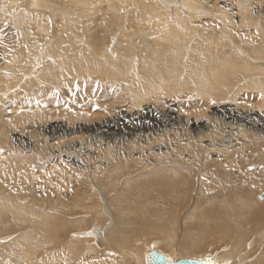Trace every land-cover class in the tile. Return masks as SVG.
I'll list each match as a JSON object with an SVG mask.
<instances>
[{"label":"rangeland","instance_id":"obj_1","mask_svg":"<svg viewBox=\"0 0 264 264\" xmlns=\"http://www.w3.org/2000/svg\"><path fill=\"white\" fill-rule=\"evenodd\" d=\"M249 43L246 46L253 45ZM232 53L235 52L226 54ZM252 77L243 80L250 81ZM60 78L49 82L48 88L53 91L63 86ZM76 83L77 86L70 83L66 87L67 94L61 99L66 104L89 103L94 95L77 93L85 86L80 81ZM257 83L261 86L251 83L253 86L243 88L234 100L213 103L206 109L193 108V99L188 98L185 89L132 101L127 96L119 98L121 90L107 85L109 92L101 95L100 87L99 96L95 97L100 104L97 112L93 107L90 113L79 114L44 106L45 115L35 120L39 125L32 132L26 130L27 121L15 124V119L6 120V109L0 113V231H13L20 225L8 211H13L11 203L21 204L23 199L26 203L21 205L30 210L28 197L31 203L35 202L33 208L40 218L46 217L42 222L46 230L48 222L68 221L61 227L62 241L49 240L51 235L45 230L38 234L34 262L57 250L63 254L59 259L64 257L67 262L62 249L67 255L70 251L82 253L90 244L97 253L94 241L103 233L95 230L96 238L85 242L77 240L82 235L72 234L89 225L85 220L96 217L99 197L104 206L118 200L125 215L123 232L134 229L128 234L132 241L143 238L145 244L148 242L145 226L153 223L151 215L168 217L162 221H172L176 237H191L190 252L167 254L170 261L193 259L211 264L208 259L224 249L228 250L222 253V264L240 263L239 255L262 256L264 218L259 219L258 215L264 212V203L260 205L259 199L264 200V85ZM49 97L51 94H46L38 101L43 104L44 100H51ZM109 103L113 105L105 109L103 106L108 107ZM10 161L25 166L32 176L22 175ZM222 202L231 206L232 212L228 211L232 224L243 236L231 232L227 239L213 242L209 236L201 237L197 230L192 234L190 230L203 217L214 216L215 227L223 228L219 225V215L226 209ZM90 213L91 218L87 216ZM109 222L98 229L103 230ZM169 224L174 232V226L170 221ZM4 226L8 228L3 230ZM88 230L92 231V227ZM154 234L155 231L148 233ZM182 244L177 241L176 249ZM150 249L143 245L140 251L146 256ZM164 249L162 246L160 250ZM123 257L129 260L128 256ZM144 258L141 264H147Z\"/></svg>","mask_w":264,"mask_h":264},{"label":"bare ground","instance_id":"obj_2","mask_svg":"<svg viewBox=\"0 0 264 264\" xmlns=\"http://www.w3.org/2000/svg\"><path fill=\"white\" fill-rule=\"evenodd\" d=\"M249 42L253 45L246 46ZM248 47L253 51H248ZM231 51L241 54H226ZM221 53L226 55L222 57ZM57 76L63 78L59 80L63 86L52 91L48 88L49 82ZM247 77L252 79L243 80ZM262 79L264 0H0V113L7 109L6 120L15 119V124L27 121V132L39 125L35 120L45 115L44 106L71 109L79 114L80 111L90 113L93 107L97 112L100 104L95 97L99 96L100 87V94L106 95L107 85L121 90L119 98L127 96L132 101L185 89L188 98L193 99V108L206 109L213 103L234 100L251 83L259 87L261 84L257 82L260 81L264 85ZM76 81L85 86L77 93L94 95L89 103L66 104L61 99L67 94L66 87L70 83L77 86ZM46 94H51L52 98L42 104L38 99ZM112 105L103 107L108 109ZM13 165L22 175H31L25 166ZM259 199L263 205V198ZM29 200L27 197L30 210L21 205L26 203L24 199L21 204L11 203L13 211H8L9 215L20 225L13 231H0V264H141L145 256L140 251L143 245L151 248L149 251L158 249L170 259L167 254L186 255L193 244L191 237L175 236L176 226L172 221H162L168 218L165 215H151L153 223L145 226V233L150 237L146 244L143 238L132 241L128 234L134 229L123 232L125 215L118 200L104 206L98 197L96 217L85 220L89 227L72 235H82L77 240L85 242L96 238L95 230L103 233L94 241L99 252L94 253L90 244L82 253L70 251L67 255L62 249L64 256H68L67 262L64 257L59 259L63 256L60 250L34 262L38 234L42 235L45 230L51 235L49 240L62 241L61 227L68 221L48 222L49 230H46L42 227L46 217L40 218L33 208L35 202ZM220 204L226 208L219 215V225L223 228L215 227L214 216L203 217L200 224L190 230L192 234L197 230L201 237L209 236V241L213 242L227 239L231 232L243 236L232 224L231 206L226 202ZM87 216L91 218L92 214ZM258 217L264 218V212ZM98 218H105L104 222ZM108 220L106 228L98 229ZM7 228L4 226L3 230ZM152 231L156 234L148 235ZM155 236L158 238H153ZM177 241L183 244L176 249ZM162 246L164 250H160ZM227 250L214 253L208 261L222 264V253ZM147 253L144 260L148 264ZM260 256L239 255L240 263L236 264H264V254ZM7 257L9 261L5 262Z\"/></svg>","mask_w":264,"mask_h":264},{"label":"water","instance_id":"obj_3","mask_svg":"<svg viewBox=\"0 0 264 264\" xmlns=\"http://www.w3.org/2000/svg\"><path fill=\"white\" fill-rule=\"evenodd\" d=\"M147 257L148 264H209L207 261H197L193 259H178L176 261H170L154 248L147 253Z\"/></svg>","mask_w":264,"mask_h":264}]
</instances>
